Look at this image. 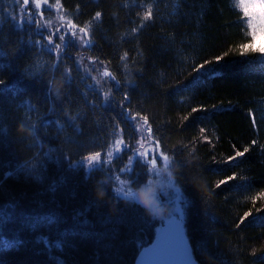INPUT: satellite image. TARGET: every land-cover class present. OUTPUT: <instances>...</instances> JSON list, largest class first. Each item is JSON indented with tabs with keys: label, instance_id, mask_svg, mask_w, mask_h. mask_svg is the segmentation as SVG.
<instances>
[{
	"label": "trees",
	"instance_id": "obj_1",
	"mask_svg": "<svg viewBox=\"0 0 264 264\" xmlns=\"http://www.w3.org/2000/svg\"><path fill=\"white\" fill-rule=\"evenodd\" d=\"M8 1L0 0V264L136 263L164 223L117 195L116 179L138 187L150 178L149 166L137 159L132 172L121 171L130 160L126 152L91 172L81 164L95 152L106 160L119 137L132 147V116H147L159 153L172 159L185 233L199 264L205 250L219 264H264V62L240 55L251 37L236 1L61 0L64 16L79 27L97 11L102 20L89 25L85 54L69 47L56 69L45 36L26 21L18 27L13 16L21 3L7 8ZM149 3L153 20L132 33L142 22L137 12ZM36 40L47 46L30 43ZM225 52L208 71H191ZM124 53L127 61L120 59ZM105 70L115 80L103 77ZM26 163L42 180L25 172L4 178ZM232 175L237 179L216 187ZM10 203L15 207L6 208ZM246 212L251 215L240 223ZM48 215L54 223L40 219ZM17 240L22 243L7 246Z\"/></svg>",
	"mask_w": 264,
	"mask_h": 264
},
{
	"label": "snow or ice",
	"instance_id": "obj_2",
	"mask_svg": "<svg viewBox=\"0 0 264 264\" xmlns=\"http://www.w3.org/2000/svg\"><path fill=\"white\" fill-rule=\"evenodd\" d=\"M17 2L20 3L21 0H17ZM28 3H29V0H22V6L20 8V12L23 13L27 17V22L30 24L35 23V26L38 29H40V28H51V26H52L51 20H44L42 13L37 12L34 14L31 10H28V11L25 10V8L23 6L28 5ZM33 3L35 6V9H37V10L40 9L41 4H45V5H48L49 8H53V7L56 8V10L58 12L63 11V6L61 4V0H55L54 4H49V0H33ZM239 5L242 8L243 16L247 18V21H246L247 29H250L249 35L251 37L250 41L240 45V55H248V54L256 55V54H258V56L260 58H262V62H264V44L257 46V39L258 38H264V0H239ZM78 7L79 6H77V8ZM142 7L145 10L137 12V15L141 17L142 22L139 23L138 27H133L131 29L132 33H136L141 28H143L144 27L143 22L152 21L154 18L152 5L150 3L144 4V5H142ZM13 20H17V17L13 16ZM60 20L66 21V24H64V23L60 24V26L57 27L54 32H50L49 35L46 37L47 45H51V47L49 48V51L56 53L55 63L52 64L53 69H56L57 66L61 62V53H62L63 44L65 42V33L61 32V28L66 27L67 29H69L70 34L73 37L78 39L82 45L87 46L91 43V40L89 38V31H88L89 25H91L93 22L99 23L102 20V13L100 11H97L95 13V15L92 17V20L89 21V24L85 25L83 27H79L78 25L73 24L72 21L70 19H68L67 17H65L64 15H60ZM23 23H24V20L20 19L17 22V26L23 27ZM57 33H59L60 43L54 42V39H53V37ZM30 43L40 45L41 47L47 46V45L41 44L40 40L30 41ZM226 55H228L227 52H225L223 56L215 57L214 61L205 60L203 63H194L191 66V71L194 73H201L202 70L208 71V69L206 67L208 64L213 63V62L219 63L221 60L224 59V56H226ZM120 59L122 61H127V53H124V55H122L120 57ZM0 67H2V66H0ZM125 67H127V63H125ZM102 75H103V77H111V79L115 80V77L112 76L111 73L107 70L103 71ZM92 79L95 80L98 84L100 83V81L98 80L97 77L93 76ZM54 80H55V77L53 76L52 80L49 81V90L48 91H49V98L50 99H51L52 92H53L52 84H53ZM64 80H65V82H68L70 80V69H65ZM199 80H200L199 76L193 77V81H195L196 83H199ZM3 83H4V81L0 80V84H3ZM117 84H119V81H117ZM110 93H111V89H109L107 92H105V95H104L105 101H107L109 99ZM56 97L57 98L60 97L59 89H56ZM124 99L126 100L127 96H125ZM28 108H29V111L32 110L30 105L28 106ZM201 110L202 109H200V108L194 107V108H192L191 111L192 112H198ZM65 114L68 115L69 120H71V121L75 120V117L72 116L67 111H65ZM189 115H191V113H189ZM131 119L135 120L136 116H132ZM185 119H187V117H185ZM142 120H143L144 125L148 124L147 116H143ZM21 128H27V125H25L22 122ZM141 129H142V125L138 124V130H141ZM30 130L33 132V134L35 133V128H32ZM148 131L150 132L151 129L148 128ZM201 132H204V129H201ZM123 143H124L123 139H117L115 141L114 147H115V151L117 153L120 152V145ZM254 143H255V141H253V144ZM157 147H159V145H157ZM249 150H250V147L244 148L243 151L237 150L235 152V155L229 157V162L235 161L239 157H243L247 152H249ZM138 155L143 156L144 153H138ZM113 158H114L113 152L109 151L107 153V159L105 161H103V163H102L101 153L95 152L93 154H88L85 157H83V166H86L87 169L89 170V172H91L93 170H98L100 167L103 166L104 163H110L111 159H113ZM159 160L163 161V168L158 167V161ZM133 162H139V161L136 159V157H130L128 165H126L125 168L121 169V171L132 172L133 169H132L131 165ZM147 163L149 165L148 171L149 172L155 171L158 175L161 171L167 170L170 167H172L173 162H172V159L169 155L161 153L160 155L155 156L152 159L148 160ZM19 172H25L26 175H28V176H34V178L38 181L42 180V176L35 171V167L34 166L30 167L29 164H27V163L22 165V166H18L16 169V172H6L4 178L7 179L10 176H15ZM169 175L171 176V173H169ZM235 179H237L236 175L228 176L226 179H221L216 184V187L219 188L221 185L228 184L229 181H232ZM62 180H63V178H62ZM117 183L120 186L118 188H116V194L122 195V196L129 195L128 190L126 188L127 180H120L119 177H117ZM163 186H165L169 189H172L171 199L174 203L180 202L181 198L175 191V181L167 180ZM56 187H57V185L55 183H53L50 186V190L55 191ZM100 191H101V193H103V189H101ZM260 197L264 198V193H261ZM5 207L6 208H14L15 205L10 203V204L6 205ZM261 210H264V209H261ZM178 213H179V209L174 207L173 215H178ZM249 215H251V212H246L244 218H241L240 223H243L244 219ZM40 219L42 221L48 223V224H52L56 220V218L53 215H48V216L42 217ZM168 219L171 220L172 216H169ZM35 226H36L35 224L32 225L33 228H35ZM177 227H178V225H177ZM40 241H42L49 248L51 247V245H49V242H48L46 237H38V242H40ZM20 243H22V241L17 240L13 244H8L7 246L8 247H14V246L19 245ZM55 247L56 248L61 247V244L59 241L56 242ZM149 251H146L145 253H143L141 255V258H140L141 261H143L145 258L148 257ZM182 252L186 258L191 259V257L188 256V250L186 247L182 249ZM204 257H205L204 264H207V262H209V261L211 262V264H219L218 257L214 256L210 252H207V250L204 251ZM60 264H62V262H60Z\"/></svg>",
	"mask_w": 264,
	"mask_h": 264
},
{
	"label": "rangeland",
	"instance_id": "obj_3",
	"mask_svg": "<svg viewBox=\"0 0 264 264\" xmlns=\"http://www.w3.org/2000/svg\"><path fill=\"white\" fill-rule=\"evenodd\" d=\"M235 1H236L235 4L242 11V8L239 5V0H235ZM15 3H18L17 0H14V1L10 0V1L6 2V3L4 2V5H5V7L10 6V5L14 6L13 4H15ZM20 3H21V6H22V0H21ZM15 5L17 6V4H15ZM23 7L25 8L26 11L31 10L34 14L37 13V12L42 13L44 20H51V22H52L51 28H40V29H37V27L35 26V23H31L37 29L36 32L44 35L45 38L49 35L50 32H54L55 29L60 26V24H62V23L66 24V21H61L60 20V15H64L63 12H58L56 10V8H54V7L53 8H49L48 5L41 4L40 9L37 10V9H35L33 0H29L28 5L23 6ZM20 8L18 7V10H19L18 13L19 14H18L17 18L19 20L23 19L24 23H25V21L27 22V17L23 13L20 12ZM7 11L9 12V10H7ZM8 12H7V14H8ZM61 32L65 33V42L63 44L62 53L66 52L69 47L71 48L72 46L75 45L76 48L82 50V54L83 55L85 54L84 49H86V47L88 45L87 46L82 45L81 42L78 39H76L75 37H73L70 34V30L67 29L66 27L65 28H61ZM34 34H35V32H34ZM53 39H54V42L60 43V41H59V33H57L53 37ZM261 44H264V38H258L257 39V46H259ZM138 124L142 125V129L141 130H138ZM131 126L133 128L134 133H135L134 134L135 140H134V144H132V147L127 146V144L123 140L124 143L120 145V152L119 153H117L115 151V147H114L115 142L111 146L110 151L113 152V157L120 156L121 154H123V152H126V154L130 155V157H136V159H140L141 162H144V163H146L148 165V163H147L148 160L152 159L155 156L160 155V153H159V151H158V149H157V147L155 145V142H154V140H153V138L151 136V132L148 131L149 127H148V125H144L143 124V120L142 119H138V118H136L135 120H133V119L131 120ZM117 139H122V137H119ZM138 153H144V155L143 156H139ZM101 160L105 161V159H101ZM81 164L83 165V162ZM107 164H109V163H104V165H107ZM158 167L163 168V161L162 160L158 161ZM167 170L161 171L158 175H157V173L155 171L150 172V178H152L153 180H156L157 186L160 187L159 199L170 209V212L166 215L165 219L159 220L162 223L170 221L168 219L169 216H172L171 220L179 219V213H178V215H173L174 207L181 209V213H182V206L180 204L181 200H180V202H178V206H179L178 207L176 205V203H174L172 201V199H171L172 189H169V188L163 186L165 184V182L167 181V178H166ZM123 172H125V171H123ZM119 179L123 180L122 178H119ZM116 186H117L116 188H118L120 186L117 183V179H116ZM128 187H136V186H133L132 185V181L127 179L126 188L128 189ZM119 196L123 197L122 195H119Z\"/></svg>",
	"mask_w": 264,
	"mask_h": 264
},
{
	"label": "water",
	"instance_id": "obj_4",
	"mask_svg": "<svg viewBox=\"0 0 264 264\" xmlns=\"http://www.w3.org/2000/svg\"><path fill=\"white\" fill-rule=\"evenodd\" d=\"M185 247L191 259L184 256L182 249ZM146 251L149 255L141 261ZM135 264H199L185 233L181 209L179 219L167 221L157 229L153 243L139 253Z\"/></svg>",
	"mask_w": 264,
	"mask_h": 264
},
{
	"label": "clouds",
	"instance_id": "obj_5",
	"mask_svg": "<svg viewBox=\"0 0 264 264\" xmlns=\"http://www.w3.org/2000/svg\"><path fill=\"white\" fill-rule=\"evenodd\" d=\"M169 173H171V176ZM166 178L175 181L172 167L167 170ZM127 190L129 195L123 196L125 202L139 206L150 219L154 221L163 220L170 212V209L159 199L160 187L157 186L156 180L148 178L138 187H128ZM102 195L103 193H101ZM207 264H210V261Z\"/></svg>",
	"mask_w": 264,
	"mask_h": 264
}]
</instances>
